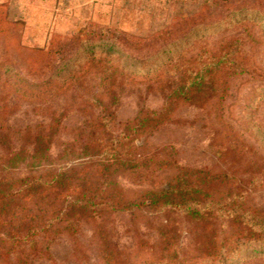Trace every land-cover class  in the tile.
Masks as SVG:
<instances>
[{
	"label": "rangeland",
	"instance_id": "374dc122",
	"mask_svg": "<svg viewBox=\"0 0 264 264\" xmlns=\"http://www.w3.org/2000/svg\"><path fill=\"white\" fill-rule=\"evenodd\" d=\"M231 43L248 70L222 75L223 97L179 103L170 122L138 138L147 167L118 181L136 196L168 188L178 167L208 168L247 190L242 205L264 211V0H0V155L1 144L22 147L55 125L52 159L36 170L78 164L65 148L87 139L105 105L117 133L141 109H159L186 69ZM121 76L119 99L109 103L106 87ZM227 193L224 186L215 195ZM242 223L226 213L206 229L181 211L111 212L104 234L82 223L51 244L52 259L33 264H264ZM106 243L117 262L106 258Z\"/></svg>",
	"mask_w": 264,
	"mask_h": 264
},
{
	"label": "trees",
	"instance_id": "16d2710c",
	"mask_svg": "<svg viewBox=\"0 0 264 264\" xmlns=\"http://www.w3.org/2000/svg\"><path fill=\"white\" fill-rule=\"evenodd\" d=\"M104 52L109 55L107 50ZM201 64L197 71L188 68L177 77L176 85L168 87L159 109H141L117 133L109 127L107 119L112 111L105 105L90 126L87 139L72 143V149L65 148L66 154L82 159L78 164L36 170L52 159L55 125L39 128L34 139L22 147L1 144L0 264H33V259L39 257L52 259L51 244L60 235H75L82 223L89 221L104 234L103 222L108 213L133 214L145 208L181 211L204 223L206 229L213 218L230 213L233 220L243 222L251 239L258 241L253 249L264 253V211L242 205L247 190H241L225 172L178 167L168 188L151 187L136 196L119 184L120 173L141 172L147 167L136 144L138 138L170 122L179 103L204 106L220 94L218 98L223 97L228 89L221 83L222 75L242 73L249 68L243 49L235 43L219 48ZM122 76L118 84L114 79L106 87L109 103L111 98L119 99L115 88L124 83ZM161 86L164 91V82ZM24 164L29 172L15 175L14 171ZM224 186L228 193L215 195ZM161 232L162 240H167L168 232ZM210 248L214 249V245ZM105 251L110 263L117 262L118 256L113 255L114 249L108 243Z\"/></svg>",
	"mask_w": 264,
	"mask_h": 264
}]
</instances>
